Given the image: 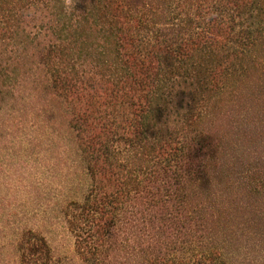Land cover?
I'll use <instances>...</instances> for the list:
<instances>
[{
    "label": "trees",
    "instance_id": "trees-1",
    "mask_svg": "<svg viewBox=\"0 0 264 264\" xmlns=\"http://www.w3.org/2000/svg\"><path fill=\"white\" fill-rule=\"evenodd\" d=\"M253 73L264 0H0V115L66 140L79 264H264V150L222 182L210 129ZM15 242L52 264L38 231Z\"/></svg>",
    "mask_w": 264,
    "mask_h": 264
},
{
    "label": "rangeland",
    "instance_id": "rangeland-1",
    "mask_svg": "<svg viewBox=\"0 0 264 264\" xmlns=\"http://www.w3.org/2000/svg\"><path fill=\"white\" fill-rule=\"evenodd\" d=\"M65 2L72 5L74 0ZM259 77L253 73L239 83L242 107L238 117L230 114L228 97L216 104L218 115L210 129L211 136L220 142L218 152L224 165L220 173L222 182L232 176L233 168L242 170L264 150V122L261 121L264 118L260 116L264 110V81ZM3 96L0 93V108L6 106ZM47 116L38 119L31 111L24 116L25 122H21L20 117L7 120L0 115V120H7L9 124L0 139V264H21L14 245L17 242L13 240L24 228L36 230L47 239L52 264H79L74 237L57 211L70 194L65 182L70 155L66 140L59 137L56 144L54 130L40 124ZM62 130L65 132L63 128L61 133H64Z\"/></svg>",
    "mask_w": 264,
    "mask_h": 264
}]
</instances>
